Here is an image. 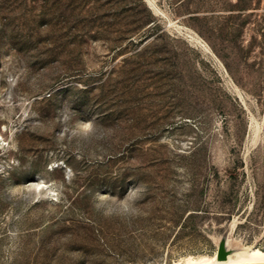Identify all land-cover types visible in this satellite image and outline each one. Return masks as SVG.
<instances>
[{
	"label": "rangeland",
	"instance_id": "obj_1",
	"mask_svg": "<svg viewBox=\"0 0 264 264\" xmlns=\"http://www.w3.org/2000/svg\"><path fill=\"white\" fill-rule=\"evenodd\" d=\"M153 1L135 58L123 26L82 33L98 8L0 0V264L264 249V0Z\"/></svg>",
	"mask_w": 264,
	"mask_h": 264
},
{
	"label": "trees",
	"instance_id": "obj_2",
	"mask_svg": "<svg viewBox=\"0 0 264 264\" xmlns=\"http://www.w3.org/2000/svg\"><path fill=\"white\" fill-rule=\"evenodd\" d=\"M71 2L73 3L72 10L74 11H76L79 7L83 8L85 6L98 8V11L96 13H91L89 16H83L82 19H84V22H82V33H86L94 29H96V31H100L106 28V26L116 24L117 27L123 26V28L120 29L118 27L120 29L118 30V33H120V35L116 36L113 41H116L117 43L126 41L128 44H134L136 38L133 37L137 34L141 35L139 37L140 40L138 41V43H143L147 40V43L140 48L137 54H134L135 58H143L146 55V52H148L147 50L149 49L154 50L153 52H158L157 46L158 42L163 38V31L160 33H154L156 21L154 15L146 5L144 0H137L135 2L125 0L124 3L119 2L117 3V7L113 12H107V9H105V5L109 4L111 0H71ZM139 6L142 7V10H140ZM109 16L112 17V22H107ZM41 17L46 16L41 15ZM56 19L57 18L55 15L50 14V18H46L45 20L47 31L49 34H51V36L56 32L61 33V31H56L55 27H57V25L59 24H63L62 20H59V22H57ZM39 21H44V19L42 18V20ZM80 21H82L81 18H77L75 20V23L78 24L80 23ZM58 36L62 37V34L57 35L56 37ZM151 36L152 39H149ZM57 54L58 52H53L52 50V53L50 55L53 56ZM162 57L166 56L162 54ZM75 69L76 68H67L65 72L70 73V71L73 72L75 71Z\"/></svg>",
	"mask_w": 264,
	"mask_h": 264
},
{
	"label": "bare ground",
	"instance_id": "obj_3",
	"mask_svg": "<svg viewBox=\"0 0 264 264\" xmlns=\"http://www.w3.org/2000/svg\"><path fill=\"white\" fill-rule=\"evenodd\" d=\"M146 2L153 10L158 8L153 0H146ZM191 36L203 43V40L199 37L195 35ZM204 46L207 45L204 44ZM231 236H228L229 240H227L229 243L227 246L225 243L227 255L223 259L218 258V248H216L212 254L199 256L188 255L176 261L174 264H235L264 261V249L254 245H242Z\"/></svg>",
	"mask_w": 264,
	"mask_h": 264
},
{
	"label": "water",
	"instance_id": "obj_4",
	"mask_svg": "<svg viewBox=\"0 0 264 264\" xmlns=\"http://www.w3.org/2000/svg\"><path fill=\"white\" fill-rule=\"evenodd\" d=\"M226 239H227V234H225L222 237V239L220 240V242H219V245H218V258L219 259H223L227 255L226 246H225ZM235 264H264V261H261V262L235 263Z\"/></svg>",
	"mask_w": 264,
	"mask_h": 264
},
{
	"label": "clouds",
	"instance_id": "obj_5",
	"mask_svg": "<svg viewBox=\"0 0 264 264\" xmlns=\"http://www.w3.org/2000/svg\"><path fill=\"white\" fill-rule=\"evenodd\" d=\"M133 191L132 189H130V192ZM125 211L127 212H131L132 210L131 209H126Z\"/></svg>",
	"mask_w": 264,
	"mask_h": 264
}]
</instances>
